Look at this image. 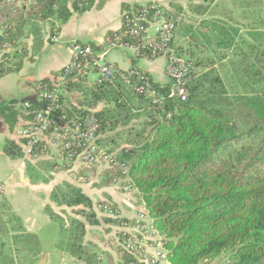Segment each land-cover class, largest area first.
Listing matches in <instances>:
<instances>
[{
	"label": "trees",
	"instance_id": "1",
	"mask_svg": "<svg viewBox=\"0 0 264 264\" xmlns=\"http://www.w3.org/2000/svg\"><path fill=\"white\" fill-rule=\"evenodd\" d=\"M231 1L232 10L227 11L232 12L227 15L236 10L239 16L250 18L244 31L234 19L221 17L196 19V25L180 22L179 5L169 8L158 2L124 4L121 25L106 32L104 47L88 44L92 53L80 58L78 68L71 72L61 68L37 80L34 88L38 99L27 101L28 107L17 106L16 102L6 106L11 125L17 116L24 122L33 120L39 111L48 113L52 120L32 143L29 156L44 154L48 168L67 170L77 183L56 187L51 200L58 205L76 206L75 213L83 220L72 218L66 222L50 212L63 229L56 247L64 248L73 261L144 264L124 248L128 237L125 227L134 224L135 219L119 216L116 205L107 200L95 204L99 210L112 213L97 217L95 204L78 186L100 178L101 187L118 183L140 194L170 264H211L223 255L227 258L221 264H264V28L256 24V13L264 0ZM93 2L0 0V77L19 71L29 56L30 46L25 41L28 26L51 19L64 23L72 11L80 13ZM220 2H216L219 8L223 6ZM259 2L262 4L257 7ZM156 13L174 24L169 41L172 52L183 53L175 39L180 32L187 34L188 47L199 53L229 55V74L242 92L230 95L214 67L197 71L189 79L185 101L170 95L172 80L166 74L169 82L159 83L145 70H122L111 64L125 77L100 80L94 61L111 43L135 47L134 61L159 56L169 60L170 51L153 56L144 43V34L131 32L133 21L144 24ZM51 31L53 35L57 32L53 22ZM34 46H38L36 39ZM187 59L198 68L190 56ZM59 74L65 76L62 83L58 81ZM90 74H96L95 81H89ZM53 92L57 96H40ZM149 92L154 96L147 97ZM99 103L103 104L101 108ZM90 116L99 124L96 145L111 155V161L100 171L97 164L78 165L71 171L75 149L63 148L62 143L69 139L71 130L83 129ZM141 118L144 119L133 123ZM20 139L23 145L29 140ZM48 142L57 144L54 156ZM3 152L11 159L23 156L21 146L13 141L4 143ZM7 213L5 197L0 194V254L10 228L16 230L10 237L12 247L37 255L40 247L36 236L17 232L20 223L12 216L4 221L2 217ZM101 222L117 227L112 235L101 238L103 246L110 250L85 240L86 223ZM110 231L111 227L105 229V233Z\"/></svg>",
	"mask_w": 264,
	"mask_h": 264
},
{
	"label": "crops",
	"instance_id": "2",
	"mask_svg": "<svg viewBox=\"0 0 264 264\" xmlns=\"http://www.w3.org/2000/svg\"><path fill=\"white\" fill-rule=\"evenodd\" d=\"M94 0L91 7L82 11H72L68 20L64 23L51 19L45 22H37L28 26L25 41L30 46V54L24 59L21 69L17 72H10L0 77V183L4 184L2 193L6 200L7 217L20 223V229L17 232H25L35 235L40 251L33 255L25 249V252L19 250V247L11 245L10 237L15 234L11 231L10 223L6 224L10 230L9 235L3 239L7 241L0 254V264H4L1 259L4 249H9V253L22 258L24 264H85L81 261H73L69 253L64 248H57L56 243L63 236V229L50 215V212L59 214L66 222L72 218H82L79 213H75L76 206L58 205L51 200V193L56 187L63 183H75L68 173H51L48 178L46 173H41L43 180L38 181L39 173H31L34 168L32 158L25 153V145L22 144L18 136V129L25 122L22 118L16 117L13 125L10 124V114L6 106L11 102H16L17 106L27 101H36L37 94L34 84L37 80L49 76L51 73L61 69L71 59L69 42L76 39L85 44L105 46V34L109 30L118 29L121 25V10L124 4H144L147 2H158L166 7L179 5L182 12L178 15L180 22L196 25L195 20L203 18L195 17L186 9L187 5L199 4L200 0ZM205 1V0H202ZM228 7L232 6L231 0H220ZM206 16H204L205 18ZM207 17H211L208 16ZM54 23L57 32L51 34V23ZM35 39L38 46L35 47ZM176 41L179 45L188 46V36L180 32L176 34ZM134 50L128 47H114L106 52L108 63L117 66L122 70L137 67L148 72L155 81L159 83L169 82L165 75L164 67L166 59L159 56L153 59L141 58L133 60ZM93 75V74H90ZM90 82L95 81L96 74ZM16 107V106H15ZM6 141H13L21 146L23 156L19 159H11L3 152V145ZM27 163L29 165H27ZM31 163V164H30ZM27 165V167H26ZM31 165V166H30ZM39 178V177H38ZM48 178V179H47ZM95 180V179H94ZM82 192L88 196L93 204L98 200H107L114 203L118 209L119 216L134 220L136 215L144 210V203L140 194L135 189L130 191L118 190L115 187H96L91 180L87 184H78ZM94 210L97 217L108 215L99 210L95 204ZM111 227L109 233L105 229ZM87 233L85 240L91 242L103 250H110L104 247L101 238L112 235L116 226L104 224L89 225L86 223ZM24 253V255H21ZM19 254V255H18ZM24 257V258H23ZM16 259V258H15ZM24 259V261H23ZM11 264H16V260L10 259ZM170 264V263H161Z\"/></svg>",
	"mask_w": 264,
	"mask_h": 264
},
{
	"label": "built area",
	"instance_id": "3",
	"mask_svg": "<svg viewBox=\"0 0 264 264\" xmlns=\"http://www.w3.org/2000/svg\"><path fill=\"white\" fill-rule=\"evenodd\" d=\"M173 30L174 24L156 13L151 18L147 19L144 24L133 21L131 32H142L144 34V43L148 49H150L153 56L160 52H171L169 60H167L165 64V74L172 80L170 95L177 98L179 101H185L187 96L185 85L193 75L197 74V68H195L189 59L175 54L172 52V49L169 48V41L173 36ZM155 37L156 39H154ZM118 46L121 45L111 43L98 54L97 59L94 61V64L99 69L97 76L100 80H112L117 75L121 78L125 77V74L121 73L115 66L111 65L106 60L107 50ZM69 47L71 59L62 67L64 72H71L78 68L80 65V58L92 53V49L88 44H83L76 39H72L69 42ZM121 47L131 48L134 50L135 55L137 54V49L133 46L122 45ZM129 73L134 74V71H130ZM64 77V75L59 74V83H62ZM139 91H143L144 93L142 87L139 88ZM55 93L56 92H53L52 95H45V93H43L40 94V96L55 97L57 96ZM146 96H154V93L149 92ZM156 101L158 103L161 102L160 98H157ZM21 105L23 107H28L29 103L24 102ZM51 124L52 120L49 114L39 111L36 112L33 120L25 122L24 126H20L18 129L19 138L29 139L25 145V153L27 156L32 154V143L38 139ZM98 129L99 124L97 120L93 116H90L86 120L83 129H78L76 127L71 130L69 139L63 142L62 146L67 149H75L73 163L81 162L87 166L94 165L96 162L110 163L111 155L96 145ZM48 143L49 147L52 149L51 155L55 154L57 144ZM2 192L3 185L0 184V194H2ZM104 212L109 215L112 213L111 210H104ZM125 230L128 237L124 241V248L128 252L134 254L139 262L144 264L169 263L167 260V250L162 238L158 230L153 226L152 220L145 209L136 215L134 224L126 226ZM127 264L137 263L129 262Z\"/></svg>",
	"mask_w": 264,
	"mask_h": 264
},
{
	"label": "rangeland",
	"instance_id": "4",
	"mask_svg": "<svg viewBox=\"0 0 264 264\" xmlns=\"http://www.w3.org/2000/svg\"><path fill=\"white\" fill-rule=\"evenodd\" d=\"M217 1H219V0H205V1L200 0L199 4H195L194 6L193 5H187L186 9L188 10V12L190 14H193L195 17H197V16H200V17L206 16L207 17V15H208L211 17L227 18L230 21H232V19H234L235 22L237 23V25L239 27H241V30L244 31L245 26H246L245 24L250 20V18L249 17L243 18L242 16H239L236 10L233 11L234 14L231 13V14L227 15L228 12L229 13L232 12V11H227V10H232V6L228 7L227 5H225V3H223L221 1L220 3L224 7L222 6L221 8H219L218 6H216ZM261 4H262V2L261 3L259 2V4H257L256 6L258 7ZM224 10H226L227 12ZM207 13H209V14H207ZM256 14H257V17H256L257 26L260 28H264V6H259V9H258ZM180 48H182V50H183L182 51L183 53L180 54L181 56H183L185 58H188L190 56L194 61H196L198 63L197 71L204 72V71L208 70L209 68L214 67L217 70V72L220 74L222 81L224 82V84L228 90V93L230 95H233L234 93H241L242 92V90L238 87V84L235 82V79L233 78V76L229 74V72L231 70L230 65H229V60H228L229 55L215 54V53H210V52H208L207 54H202V53L197 52L196 50L189 48L187 45H184V46L180 45ZM177 55H179V54H177ZM93 76H95V75L94 74L88 75V79L89 80L93 79ZM102 106H103L102 103L98 104V108H101ZM143 119L144 118H141L139 120H135L133 123L136 124L139 121H142ZM45 158L46 157L44 155H39V156H37V158H32L33 161L31 163H32V165H34L33 166L34 168H32V170H30V171H31V173H39V175H38L39 178L37 177L38 181L43 180L42 177L45 178V176H42L41 173H43V174L46 173L47 175L48 174L53 175L55 173H69L67 170H60V171L51 170L50 168H48L45 165V164H48L44 160ZM95 164H97L95 166L98 167V171H100V169H102L103 167L108 165L107 163H104V162H99V163H95ZM27 165H29V164L27 163ZM27 165H26V167H27ZM78 165H84V164H82L81 162L72 163L71 171L72 170L74 171L78 167ZM84 166H87V165H84ZM51 173H53V174H51ZM92 181H93V185L101 188L100 178H95V180L93 179ZM97 182L99 183L98 185H97ZM0 184L3 185V192H4V190H5L4 184H2V183H0ZM113 187H115V188L119 187L123 191H126V190L130 191V189L131 190L134 189L132 187L130 188L129 186L120 185L118 183H116ZM9 252H10L9 249L6 250V248L3 251L5 258L1 257V259L4 260V264H11V262L9 261L10 259L16 260V264H24L22 262V258L20 259V258L16 257L14 252L13 253L12 252L9 253ZM226 258L227 257L224 255L220 256V257L216 258L215 260H213L211 264H221L222 262L226 261ZM23 261H24V259H23Z\"/></svg>",
	"mask_w": 264,
	"mask_h": 264
}]
</instances>
